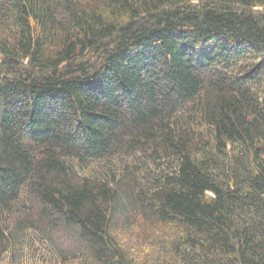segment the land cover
<instances>
[{"label":"trees","instance_id":"16d2710c","mask_svg":"<svg viewBox=\"0 0 264 264\" xmlns=\"http://www.w3.org/2000/svg\"><path fill=\"white\" fill-rule=\"evenodd\" d=\"M35 241L264 264V0H0V264Z\"/></svg>","mask_w":264,"mask_h":264},{"label":"rangeland","instance_id":"374dc122","mask_svg":"<svg viewBox=\"0 0 264 264\" xmlns=\"http://www.w3.org/2000/svg\"><path fill=\"white\" fill-rule=\"evenodd\" d=\"M147 164H151V163H149V162H146ZM158 169H161V171L162 170H164L162 167H159ZM143 225V224H142ZM145 226V225H144ZM146 226H148V225H146ZM134 231H135V233H138L140 236H141V240L140 241H144L145 239H147L146 237H145V235H144V233L143 232H140V231H138V229L137 228H134L133 229ZM151 230H155V231H162V229H151ZM35 246L37 247V249H38V251H39V253H35L34 255H27L26 256V259H25V261H24V263L23 264H49V262L47 261V258L46 257H48V251H46V249H44L43 247H42V243H40V242H38V241H35ZM149 249H151L150 247H149ZM142 253V255H140L143 259H145V258H147L148 256H149V254H150V252H149V250L148 249H145L143 252H141Z\"/></svg>","mask_w":264,"mask_h":264}]
</instances>
